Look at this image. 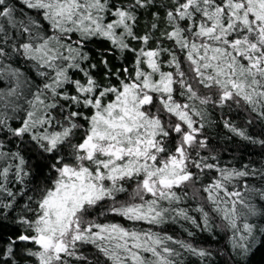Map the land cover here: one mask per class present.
Returning <instances> with one entry per match:
<instances>
[{"label":"snow or ice","instance_id":"6c2138e0","mask_svg":"<svg viewBox=\"0 0 264 264\" xmlns=\"http://www.w3.org/2000/svg\"><path fill=\"white\" fill-rule=\"evenodd\" d=\"M0 264H264V0H0Z\"/></svg>","mask_w":264,"mask_h":264}]
</instances>
